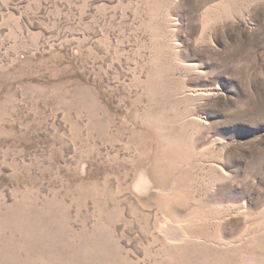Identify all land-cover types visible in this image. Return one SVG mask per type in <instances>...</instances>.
<instances>
[{"label": "rangeland", "instance_id": "rangeland-1", "mask_svg": "<svg viewBox=\"0 0 264 264\" xmlns=\"http://www.w3.org/2000/svg\"><path fill=\"white\" fill-rule=\"evenodd\" d=\"M0 264H264V0H0Z\"/></svg>", "mask_w": 264, "mask_h": 264}]
</instances>
